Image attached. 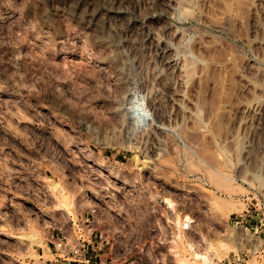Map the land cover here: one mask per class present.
I'll list each match as a JSON object with an SVG mask.
<instances>
[{
    "label": "rangeland",
    "instance_id": "374dc122",
    "mask_svg": "<svg viewBox=\"0 0 264 264\" xmlns=\"http://www.w3.org/2000/svg\"><path fill=\"white\" fill-rule=\"evenodd\" d=\"M257 201L264 0H0V264L90 229L118 264H207Z\"/></svg>",
    "mask_w": 264,
    "mask_h": 264
},
{
    "label": "built area",
    "instance_id": "2783aa9c",
    "mask_svg": "<svg viewBox=\"0 0 264 264\" xmlns=\"http://www.w3.org/2000/svg\"><path fill=\"white\" fill-rule=\"evenodd\" d=\"M86 219L85 222H89ZM233 236L236 237L235 251L222 259H212L207 264H264V204L257 201L245 212L231 219ZM89 239L74 237L75 240L64 249L63 257H58L49 264H118L112 257L102 253L107 237L89 230ZM235 235V237H234ZM66 238V237H65ZM93 240V242H92ZM66 247V246H64ZM159 262V260H158ZM136 264V262L130 263Z\"/></svg>",
    "mask_w": 264,
    "mask_h": 264
},
{
    "label": "bare ground",
    "instance_id": "6f19581e",
    "mask_svg": "<svg viewBox=\"0 0 264 264\" xmlns=\"http://www.w3.org/2000/svg\"><path fill=\"white\" fill-rule=\"evenodd\" d=\"M218 208V207H217ZM224 209L221 207L220 209H219V211H220V213L222 212H224L223 211ZM225 213V212H224ZM232 229H234V228H232ZM236 245V244H235ZM233 247V246H232ZM237 247H238V245H236V249H237ZM234 248V247H233ZM192 249L193 250H195V254H196V258L197 259H199V258H202V259H204V260H208V257H207V255H205V254H199V253H197V251H196V247L194 248V247H192ZM235 249V250H236Z\"/></svg>",
    "mask_w": 264,
    "mask_h": 264
}]
</instances>
